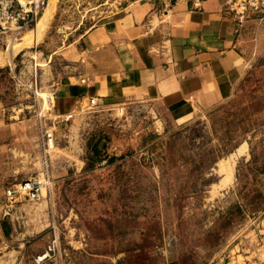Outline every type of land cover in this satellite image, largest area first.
I'll return each instance as SVG.
<instances>
[{"label": "rangeland", "instance_id": "obj_1", "mask_svg": "<svg viewBox=\"0 0 264 264\" xmlns=\"http://www.w3.org/2000/svg\"><path fill=\"white\" fill-rule=\"evenodd\" d=\"M127 1L47 0L36 41L32 24L0 45V264H264V49L185 118L150 97H84L53 122L46 96L77 74L81 35ZM41 126L55 146L40 195L8 202L42 175Z\"/></svg>", "mask_w": 264, "mask_h": 264}, {"label": "crops", "instance_id": "obj_2", "mask_svg": "<svg viewBox=\"0 0 264 264\" xmlns=\"http://www.w3.org/2000/svg\"><path fill=\"white\" fill-rule=\"evenodd\" d=\"M81 42L77 74L52 88L55 113L89 96L150 97L180 119L230 93L248 55L264 49V16L238 20L229 0H128Z\"/></svg>", "mask_w": 264, "mask_h": 264}, {"label": "built area", "instance_id": "obj_3", "mask_svg": "<svg viewBox=\"0 0 264 264\" xmlns=\"http://www.w3.org/2000/svg\"><path fill=\"white\" fill-rule=\"evenodd\" d=\"M231 10L238 20L248 16L261 19L264 16V0H229ZM45 5V0H0V45L7 47L8 39L17 37L23 29L35 23L39 13ZM54 91H51V100ZM89 105L98 103V97H87ZM121 109V107H119ZM72 111L53 114V122L66 120ZM39 144L42 154L43 170L41 177H27L22 179L16 187L9 186L4 190L5 199L8 202L16 200L17 193H22L27 199H36L40 195L44 176L47 177V156L55 146V135L52 126H41ZM53 249L52 244H47L42 253L36 254L34 260H42Z\"/></svg>", "mask_w": 264, "mask_h": 264}, {"label": "bare ground", "instance_id": "obj_4", "mask_svg": "<svg viewBox=\"0 0 264 264\" xmlns=\"http://www.w3.org/2000/svg\"><path fill=\"white\" fill-rule=\"evenodd\" d=\"M46 4H47V0H46V3H45V5H44V8H45ZM49 6H50V4H49ZM44 8H43V10H44ZM48 8H49V7H48ZM43 10H42V11H43ZM47 11H48V9H47ZM41 13H42V12H41ZM46 15H47V14H45V15L40 19V21H39L38 23H37V20H38V18H37L36 21H35V23H34V24L37 26V28H38L37 31L34 32V37H33L34 41H36L37 38H38L37 36H38L39 34H38V35H36V34L39 33V28H41V27L43 26L44 22L46 21L45 19H47ZM39 16H40V15H39ZM36 23H37V24H36ZM34 24H33V25H34ZM35 25H34V26H35ZM36 26H35V27H36ZM41 29H42V28H41ZM33 39H32V40H33ZM28 40H29V39H28ZM21 43H22V42H21ZM24 43H25V42H24ZM25 44H26V43H25ZM28 44H29V43H28ZM22 45H23V44H22ZM20 46H21V44H20ZM17 48H19V47H17ZM50 96H51V95H49V93H47V96H46V97H47V101L51 100V98L49 99ZM45 100H46V99H45ZM41 188H42V187H41Z\"/></svg>", "mask_w": 264, "mask_h": 264}]
</instances>
